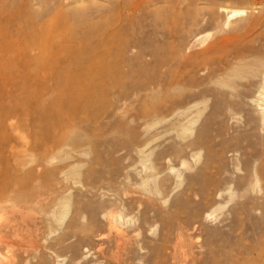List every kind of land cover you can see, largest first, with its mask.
Here are the masks:
<instances>
[{"label": "rangeland", "instance_id": "1", "mask_svg": "<svg viewBox=\"0 0 264 264\" xmlns=\"http://www.w3.org/2000/svg\"><path fill=\"white\" fill-rule=\"evenodd\" d=\"M90 3L88 16L69 19L77 42L67 55L56 31L40 62L37 44L17 42L30 60L0 64V187L11 194L28 178L41 192L34 206L0 211V237L14 243L0 264H264V122L252 98L226 111L236 98L216 81L236 59L210 76L201 60L252 21L238 41L264 57V0H153L125 21L120 83L113 73L101 82L112 6ZM225 6L251 15L226 26ZM186 78L206 91L192 133L182 129L196 118ZM254 80L236 81L249 94ZM59 195L71 202L62 223L39 208Z\"/></svg>", "mask_w": 264, "mask_h": 264}, {"label": "bare ground", "instance_id": "2", "mask_svg": "<svg viewBox=\"0 0 264 264\" xmlns=\"http://www.w3.org/2000/svg\"><path fill=\"white\" fill-rule=\"evenodd\" d=\"M69 1L70 0H0V37L6 41L8 48L7 53L0 55V64L26 62V58L29 57H27V54L25 55V52H28L29 48H27L28 50L26 51V49L24 50V48L20 47L21 51L14 46L17 42H23V44L25 43L30 45V49L33 47L31 44H37L35 46L40 53L38 52L36 60L40 62L43 58V52L46 50L44 49L45 46L47 43L54 41L51 37L54 38L53 33H56V31L60 32L59 37L55 41L58 50L56 51L63 55H67L73 46L72 44L76 41V39L70 35L71 30L69 28V19L71 15H80L83 17L88 16L90 14L89 5L91 4L90 0H75L76 5L70 8ZM104 1L112 6L111 9L108 10L107 16L109 17L108 19L111 20V22H108V24H110L108 27L113 26V28L110 31H106L102 38L101 82L111 83V73H113L115 75L113 82L120 83L123 79L122 70H120V62L123 59L121 53L124 49L130 47L126 40L123 39V35H126L125 33L128 31L125 21L129 22L132 20L133 16L139 10L147 7L153 0H124L123 2L121 0ZM77 3H81L82 6H78ZM35 5L42 7V10L34 15L31 10ZM67 5L68 7H66ZM223 11L226 13V26H229L232 23L233 17L237 18L242 15H247L248 13L249 14L247 16L250 17L251 15L246 8H232L225 6ZM35 18H38V20L36 21ZM247 18L248 17H239L237 21L240 22V19L242 21ZM254 23L255 21H252L248 25H246V23L245 25L242 23L232 35H224L221 43L216 44L214 47L211 52L212 55L207 54L212 44L206 47L202 51L203 56L201 57V60L202 63L206 64V66L211 63V66H208L210 70L208 76H210L211 74L214 75L217 71L221 70V62H227L229 57L236 59L234 62V68L231 69L226 77H220L216 81L221 87L231 89L232 91H230L229 94L236 98L233 103H227L226 111L230 112L234 106H242V104H246V99L252 98V101L258 107L261 115V121L264 122V57L259 52L261 46L252 47L246 41H238L242 36L240 32L245 27L248 29L251 28ZM113 47L115 50L112 52L111 49ZM4 55H6L5 58H3ZM110 56H112V63L108 62ZM190 64L191 63L188 61L185 64L184 69L180 70L179 73H176L175 76L185 77V75L189 72V70H186V67ZM198 65L199 64L196 63V65H193L192 67H196ZM206 66H203L202 68H208ZM168 72L169 73L165 70L161 72V74H169V76H172L174 73L170 70H168ZM246 73H251L256 79L254 80L255 83H253L256 87L249 94L247 90L248 84L240 89L238 86L243 84H238L236 81L244 79L246 77ZM189 79L185 82V89L192 90L194 92V104L189 106L188 110L195 108L196 118H191L189 122L183 124L182 129L185 133H192L194 125L198 121V117L203 113V109L200 108V104L203 103L206 98V91L204 89H195L197 86ZM170 84L172 85L173 83ZM104 91V94H106L107 91ZM198 95L202 96V100H198ZM1 109L2 108H0V113H2ZM255 179L256 182L254 185L258 186L259 180L257 177ZM29 184L30 180L28 178H23L18 185V189L16 191L11 190V194L5 192L3 188L0 187V211L6 207L34 206V203L36 204L38 202L36 200V196L41 192L34 194L28 189ZM13 200L14 203H12ZM70 206V200L63 195H59L56 199H53L51 203L46 204L45 207L44 205L39 204L40 209L46 208V210L54 209V212L58 211L60 213L59 221L61 223L69 212ZM13 244L14 243L8 238L0 237V248L3 246L7 248L8 246H13Z\"/></svg>", "mask_w": 264, "mask_h": 264}]
</instances>
